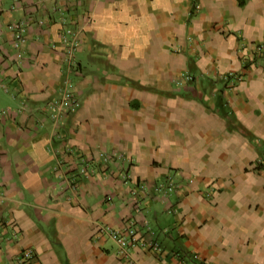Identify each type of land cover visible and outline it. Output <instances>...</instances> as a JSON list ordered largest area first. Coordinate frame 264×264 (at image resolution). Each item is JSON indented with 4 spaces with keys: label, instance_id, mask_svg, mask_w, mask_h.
I'll list each match as a JSON object with an SVG mask.
<instances>
[{
    "label": "crops",
    "instance_id": "obj_1",
    "mask_svg": "<svg viewBox=\"0 0 264 264\" xmlns=\"http://www.w3.org/2000/svg\"><path fill=\"white\" fill-rule=\"evenodd\" d=\"M28 248L264 264V0H0V264Z\"/></svg>",
    "mask_w": 264,
    "mask_h": 264
},
{
    "label": "built area",
    "instance_id": "obj_2",
    "mask_svg": "<svg viewBox=\"0 0 264 264\" xmlns=\"http://www.w3.org/2000/svg\"><path fill=\"white\" fill-rule=\"evenodd\" d=\"M134 230L135 225L130 222L119 231H109L108 233L110 236L117 238L124 251V248L126 249L133 245ZM150 249L154 250L157 249V247L153 244L150 246ZM15 264H40V262L37 260L35 252L28 248L15 258Z\"/></svg>",
    "mask_w": 264,
    "mask_h": 264
}]
</instances>
